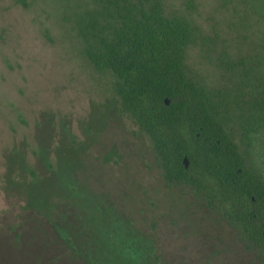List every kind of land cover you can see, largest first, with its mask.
Instances as JSON below:
<instances>
[{
  "label": "rangeland",
  "instance_id": "obj_1",
  "mask_svg": "<svg viewBox=\"0 0 264 264\" xmlns=\"http://www.w3.org/2000/svg\"><path fill=\"white\" fill-rule=\"evenodd\" d=\"M165 4L196 26L188 63L210 87L222 83L213 48L245 55L264 31V0ZM69 5L0 0V264H140L141 243L163 264H264L204 196L166 182L149 136L84 54Z\"/></svg>",
  "mask_w": 264,
  "mask_h": 264
},
{
  "label": "trees",
  "instance_id": "obj_2",
  "mask_svg": "<svg viewBox=\"0 0 264 264\" xmlns=\"http://www.w3.org/2000/svg\"><path fill=\"white\" fill-rule=\"evenodd\" d=\"M68 1L84 54L149 136L166 182L188 184L264 250V31L245 55L213 48L222 83L210 87L188 63L196 26L165 0ZM137 256L163 264L147 243Z\"/></svg>",
  "mask_w": 264,
  "mask_h": 264
}]
</instances>
